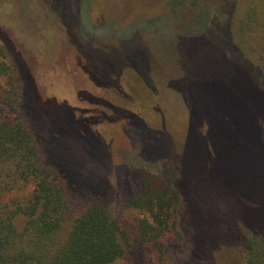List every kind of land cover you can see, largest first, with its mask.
Segmentation results:
<instances>
[{"label":"rangeland","instance_id":"374dc122","mask_svg":"<svg viewBox=\"0 0 264 264\" xmlns=\"http://www.w3.org/2000/svg\"><path fill=\"white\" fill-rule=\"evenodd\" d=\"M0 45L23 88L0 119L27 123L68 218L96 201L133 233L140 168L170 167L182 238L129 258L242 264L264 232V0H0Z\"/></svg>","mask_w":264,"mask_h":264},{"label":"trees","instance_id":"16d2710c","mask_svg":"<svg viewBox=\"0 0 264 264\" xmlns=\"http://www.w3.org/2000/svg\"><path fill=\"white\" fill-rule=\"evenodd\" d=\"M165 1L177 11L200 0ZM6 58L0 45V106L14 113L20 110L23 88L14 63ZM255 124L256 138L264 139V126ZM139 173L140 189L128 199L140 214L133 233L120 215L96 201L68 218L70 205L59 173L45 162L27 123L1 118L0 264H135L129 252L138 246L162 256L168 240L182 238L177 176L170 167L158 179L146 168ZM241 257L242 264H264V232L244 239Z\"/></svg>","mask_w":264,"mask_h":264},{"label":"bare ground","instance_id":"6f19581e","mask_svg":"<svg viewBox=\"0 0 264 264\" xmlns=\"http://www.w3.org/2000/svg\"><path fill=\"white\" fill-rule=\"evenodd\" d=\"M160 91V90H159Z\"/></svg>","mask_w":264,"mask_h":264}]
</instances>
